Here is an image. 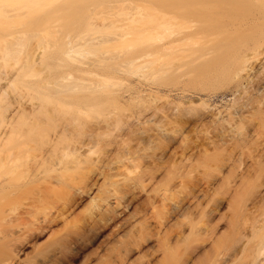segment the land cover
<instances>
[{"label":"rangeland","instance_id":"rangeland-1","mask_svg":"<svg viewBox=\"0 0 264 264\" xmlns=\"http://www.w3.org/2000/svg\"><path fill=\"white\" fill-rule=\"evenodd\" d=\"M22 1L0 0V114L6 104L13 107L9 113L23 104L29 110V106L39 105L50 94L55 96V103L43 106L44 113L22 125L27 139H22V145L11 158L0 154V179L20 180L24 190L20 195L19 188L16 190L19 194L15 191L17 195L0 200V247L20 246L22 250L13 264H232L233 259L241 256V248L255 224L259 225V213H264L262 209L259 211L262 198L259 190H264V114L258 113L264 111V45L252 55L243 78L230 74L219 81L212 76L195 77L191 72L194 54L198 52L195 50L196 53L175 54L171 59L152 58L158 60V67L162 65L159 69L162 73L155 76L147 68L135 74L126 73L123 69L117 71L113 60L133 48L128 43H113L114 33L119 32V27L134 23L129 18L133 20L131 14L141 11L136 6H152L149 10L145 8L144 17L155 10L156 15L157 0H147L150 4L139 0V5L127 2L129 6L125 4L122 9L124 12L128 9V19L127 13L121 15L122 9H116L119 14L111 9L115 6L112 2L107 1L97 11L94 5L90 6L98 18L95 16L69 36L64 33V16L56 8L64 0L45 1L39 9ZM12 10H17L18 16L11 21L6 12ZM37 17H43L42 25L33 29L30 24L35 18L37 22L42 20ZM143 25L140 23L137 28L144 29L141 32L144 36L148 32L147 25ZM216 37L214 33L205 34L202 41ZM20 39L23 46L19 47L21 50L18 48L19 59L7 58L8 51L17 49ZM70 41L73 45H88L81 48L86 54L78 51L79 45L76 52L70 53L71 46L67 44ZM32 45L35 49L30 51ZM195 47L200 48L191 44L183 49ZM95 54H100V58H93ZM82 61L87 67L97 66L95 71L101 77L75 72ZM72 68L75 70L71 73ZM177 74L181 78L176 81ZM170 77L174 84H168ZM79 79L87 82L86 87L89 79L95 81L89 87L97 82L98 98L94 95L93 100L92 95L77 88L73 91L76 95L71 93L73 97H57V92H61L59 85L77 87L83 84ZM31 84H37L35 88L44 91L43 95L40 90L33 93L32 87L30 92L25 91ZM134 90L138 94L141 91V97ZM76 96H81L83 102L77 101ZM108 100H114L115 105ZM213 114L220 120L232 119L236 125L233 134L246 138V143L232 152H223L221 161L214 159L211 163L216 164L207 166L200 156L205 150L214 153L210 143L215 138L219 144L221 136L220 127L215 124L214 129L209 122ZM201 115H207L204 127L194 122ZM63 123L67 124L66 137L54 151L46 153L47 139L60 131ZM197 124L199 127H194ZM3 126L0 123V135L5 130ZM157 128L165 129L168 136H156ZM181 156H187V161L182 162ZM234 162L236 169L230 173ZM206 181L215 190L218 203L214 206L204 200L202 205H190V189ZM182 206H185L182 211H176ZM209 209L214 211L211 224L220 223L215 234L220 241L214 248L199 242L202 251L190 256L191 246L197 244V237L207 227L205 213ZM247 259L242 258L239 263L248 264Z\"/></svg>","mask_w":264,"mask_h":264},{"label":"bare ground","instance_id":"bare-ground-1","mask_svg":"<svg viewBox=\"0 0 264 264\" xmlns=\"http://www.w3.org/2000/svg\"><path fill=\"white\" fill-rule=\"evenodd\" d=\"M45 1L47 2L49 0H24L22 2H25L26 4L28 2H30V4L28 3L29 6L34 5L35 8L39 9V8H41V6H39V5H41V3H45ZM64 1H62V2H64V4L61 3V4H63V5H61V7H59V5H58V7H56V8H57V11L61 13V16L62 15L64 16L65 24L63 26V29H64V33L66 32L65 34H68V36L70 33H72V31H75L76 28L78 29V28L84 27L87 24V22L89 20H92L95 16H96L95 18H98L97 16H99V15H97L96 12L93 13L92 11H90V9H91L90 6L94 5L93 7H95V9L97 11L99 6H100V8H102L101 6L103 4H106V2L108 1V4L111 2L113 3L112 5L115 4V6H113V8L110 7L112 10L114 9V12H115V11H117L116 9H118V10L122 9V8L124 9V6H126L125 4H127V2H130L132 4L134 2L135 5H139L141 3V2H137L139 0H110V1L109 0H64ZM140 1H142V0H140ZM144 1L147 2V0H144ZM144 1L142 3H144ZM135 2H137V3H135ZM147 3L150 4V2H147ZM155 3H157V6L154 4V8L157 9L156 15H154V13H156V10H155V12L153 14L148 13L149 15L144 17V12L146 13V10H145L146 7L143 8L142 7L143 5L135 7L136 10H139V11L141 10L140 12L137 11L136 14H134L137 16V14L139 13L138 15H140V16H137L139 21L136 20L137 19V18L135 19L136 16H134L132 14L130 17L131 18L134 17V18H133V20H131L128 16L129 13H127L129 11L126 12V10H128V9H126L125 12L122 9L123 12L121 11L122 12L121 15L125 16V13H127L126 19L129 18V21L134 22V23H132V24L129 23L130 25L127 24V27L123 26L124 28L119 27V29H120V30H118L119 32L114 33L115 40L113 43H115V42H116V44L117 43H124V44L128 43L127 45L131 46L133 48V50L124 56H121V57L114 59L115 62L113 60L114 67L117 66L119 68L117 71L122 70V69L123 70L127 69L126 71L122 70V72L129 73L130 71H132L133 73L134 72L138 73V72H141L142 69L144 70V68H147L148 70L150 69L149 71L151 73H153L155 76V74H157L161 70L160 68L162 67V65L160 67H158L157 61L159 59H161L162 57L163 58L169 57L168 59H171L175 54H176V56H178V55L181 56L185 52L196 53L195 51H198L199 53L198 52L197 53H198V55L199 54L200 55L197 56V53L194 54L195 59L193 58L192 63L195 61L197 63L201 62L200 58L202 59V62L198 63V64L195 63L196 65L191 63V65H194V68L193 69L191 68V72L195 75V77H197V76L198 77H206L205 79H207L208 77L212 76L216 81L217 80L219 81L221 78H224L226 75L230 74V75L238 76L239 78H243V75L245 73H247L248 69L250 68V61H251L252 55H255V53H257L259 51V48L264 45V0H157V2H155ZM36 6H38V7H36ZM127 6H129V5L127 4ZM130 6H132V5H130ZM144 6H145V4H144ZM148 7L149 6H147L146 9H148ZM56 8H55V11H56ZM130 8L133 9V11L131 10V12L135 11V9L133 7H130ZM149 8L151 9L152 6ZM17 10H12V11L6 12V17L12 21L15 17L18 16L17 13L19 10L18 11ZM151 11L153 12V10H150L149 12H151ZM117 12H118V14L120 13L119 11H117ZM142 12H143V14H142ZM60 13H58V14H60ZM160 13H161V15H160ZM142 15L144 18L142 17ZM39 18L41 20L43 17L42 18L39 17ZM39 18L37 17V19H39ZM145 18H148V19H145ZM150 18H151V20H150ZM144 20H149V21H144ZM33 21H34V19H33ZM37 21L35 18V21L30 24L31 28L33 27V29H35L36 26L42 25L43 19L41 20V22H37ZM125 21H128V20H125ZM136 22H137L136 26H133V25H135ZM139 22L142 25L143 24H145V26L147 25L146 26L147 28H145V31H147L148 34H144V36L147 35L146 37H144L143 34H141V32H143L144 29L142 28L143 29V31H142V29L137 28L140 24ZM142 22H144V23H142ZM128 26H131V27H128ZM125 28H131V29L125 30ZM116 29H118V28H116ZM210 33L216 34L217 37L215 39H211V40L203 42L202 41L203 35H205V34L208 35ZM132 35L135 37V38H133L134 40L137 37L141 41L136 39L135 40L136 44H133L134 40H132V38H131V37H133ZM129 36H131V37H129ZM65 37H67V35H65ZM18 38H20V37H18ZM204 38H205V36H204ZM16 40H17V38L15 39V41ZM20 41H21V39L19 40L18 43L16 42L17 43L16 45H18L16 50L8 51L7 58L16 60L19 57V55L21 53V51H20L21 49L19 47L22 48V46H23V45H21L22 43L20 44ZM84 41H86V39ZM138 41L140 42L139 43L140 45H138ZM143 41H144V43H142ZM21 42H23V41H21ZM86 42H88V41H86ZM149 42H150L149 45H147V46L143 45L142 46V44H146V43L148 44ZM67 44L71 46V47L69 46L70 50L67 49V47H66V49L69 50L70 53L76 52L75 48L78 45H79L78 51H80L81 48L83 49V46H84V48H85V46L86 47L88 46V45H84V44L83 45H81V44L73 45L74 42L72 43L71 41L68 42ZM191 44H195V45L197 44V46H200V48L195 47L197 49H195V48L194 49L191 48V49H187V50L183 49V47L190 46ZM34 46L35 45H32L30 51L32 49H35V48H33ZM95 47L97 48V46H95ZM78 51H77V53H78ZM83 52L85 53V51L82 50V53ZM65 54L68 58L71 59V57H69L67 55V52H65ZM89 54L90 53H88V55ZM80 55H82V54H80ZM98 55H100V54H98ZM98 55L95 54V57L93 55V58H97V59L100 58V57H98ZM82 56H84V55H82ZM89 56H91V55H89ZM102 56H103V54H102ZM86 57L87 56H84V58H86ZM89 58L90 57H88V59ZM152 58H157L158 60H152ZM84 60H86V59H84ZM96 60H95V62H96ZM76 63H74L75 67H76ZM82 63H83V61H82ZM82 63H79V64L81 66L84 65V67H86L87 69H84V67L80 68V65L77 64V65H79V71L77 69L78 67L77 68L74 67L77 70L72 68L69 71L71 72L74 69L75 72H77V73L79 72V74H81V73H84L83 75L93 74V76L94 75L97 76L96 78L101 77L99 72L95 71L97 66H95L96 68L93 67L94 65L91 66L93 68L92 69L90 67V65H88V67H87L86 63L85 64L84 63L82 64ZM96 63L100 64V63H102V60H98ZM68 66H70V64ZM70 67H68V68H70ZM148 70H147V72H148ZM166 70H167V68H165L164 71L166 72ZM150 72H149V74H150ZM159 73H162V72H159ZM147 74H145V75H147ZM174 75L175 74H172V76H174ZM71 76H73V75H71ZM71 76H69V77H71ZM177 76L178 77H176L177 78L176 81L181 78V76L179 78L178 74H177ZM170 78L172 80H170V82L168 84H172V83L174 84L173 77H170ZM81 80L79 79V81H81ZM89 80H90V84H91V82H92V84L95 82V81H91V79H89ZM99 80L101 82L105 79H99ZM164 81H165L164 83H166V81H169V80H164ZM85 82L86 81L82 80V83L84 85L81 82H79V84H82V85L77 84L78 85L77 87H76V85H75V87H73L70 84H66V85L64 84L65 85L64 87H60V85H59L58 89L61 88L60 89L61 92H57V97L63 96V98L66 97V99H68L67 97L69 95H71V93H73L72 95H74V94L76 95V93H74L73 91H76L78 89L79 92H81V93L87 92V94L92 95L91 97H93L95 95L96 98H98L97 95L100 92V89L98 88L99 84H97V82H96L94 85H92V87L91 86L89 87L90 84L88 82V86L86 87L85 85L87 84V82L86 83ZM176 83L177 82H175V84ZM162 84H163V82H162ZM168 84H167V86H168ZM35 86L37 87V84H35V85L33 84V86L31 84V85H28V88L32 87V90L34 91V92L32 91L33 93H37V91L40 90V92L43 95L44 91H42L40 88H38V89L35 88ZM95 86H96V88H95ZM93 87H94V89H93ZM28 88L25 87V91L30 92L31 89L29 88V90H28ZM35 89H37V90H35ZM22 92H20L21 95H20V93L18 94L19 98H21L23 96ZM135 92H137V91H135ZM140 92H139V94H138V92L136 94H138L140 96ZM41 93H39V94L41 95ZM132 93H134V92H132ZM50 95L54 98H52L49 95H47L45 97L42 96L43 97L42 103H40L37 106L36 105H32L31 107L29 106V110H27V108H25L26 106L23 107L24 104H23V106H21L20 109L13 110L12 112L10 111V113H9V109L11 108L10 107L11 104H6L7 105L6 108H4L5 105L2 107V108H4L3 109L4 112L2 111L3 113L0 114L1 118H2L1 119L2 121L0 120V123H2V125H4L3 127H5V130H4L3 134L0 135V154L5 153L6 155H8V158H11L12 154L14 155L13 152L22 145L21 144L22 139H24V138L27 139L28 133L26 134V131H24L22 125L28 119L35 118L36 116H39V114H41L42 111L44 110L43 106H46L47 104L51 105L50 103H55V101L53 100V99H55V96H53L52 94H50ZM72 95H71V97H73ZM86 96H89V95H86ZM76 97H78V96H76ZM94 97H93V100L95 99ZM69 98H70V96H69ZM74 98H75V96H74ZM85 98H84V100H85ZM78 99L79 100H77V101L83 102V98L81 96L78 97ZM134 99H135V97H134ZM52 100H53V102H52ZM93 100H91V102ZM108 101H110V100H108ZM61 102H63V101H61ZM110 102L113 105H115V103H116L114 100L113 101L111 100ZM19 105H20V103H19ZM19 105H18V107H19ZM65 105L67 106V103L63 104V106H65ZM100 105H103V103H101ZM63 106L61 105V107H63ZM209 110L210 109H208V113H209ZM157 111H159V110H157ZM157 111L156 112L154 111V112L157 113ZM160 111H161V109H160ZM61 112L58 111V113H61ZM7 113H9V114H7ZM43 113H44V111H43ZM218 113H219V111H218ZM258 113L260 115H263L264 111H260ZM64 114H68L67 111H66V113L64 112ZM220 115H221V113H220ZM206 116L201 115L199 117V119H197V121L195 119V121H194L195 124L197 122V123L203 125V122L205 121V119L208 120L206 118ZM217 116H218V114H217ZM217 116H215L213 114V117L211 116L212 118H211V121H209V122L213 125V126L212 125L211 126L214 129L217 126L220 127V129H221V130L219 129L221 131V136H219L220 142L216 141V142H219V144L218 143L216 144L214 141V140H216L215 138L213 141L211 140L212 142L209 141V142H211L210 146L213 145V147L215 149L214 153H207L208 151L206 152V150H205V153L203 152L204 154H201V156L199 155L200 158L203 157L202 161L204 160L203 162H205L204 163L205 165L211 163L214 159L221 161V158H222L221 154L223 152H228V151L232 152L234 150L241 148L243 146V143H246V138H243V137L240 138V137L235 136L236 134L235 135L233 134L235 132L234 129H236L234 126H236V125L232 119L220 120V119H218L220 117L217 118ZM64 120L66 122H68V120L66 118ZM141 120H142V118H141ZM145 120H148V119H145ZM138 121H140V119H138ZM190 121L188 123L191 124ZM192 122H193V120H192ZM183 123H184V121H183ZM63 124L64 125L62 126L60 131L59 130H58V132L56 131V133H54L53 135H51L47 139L45 144H46V149L48 147V151L45 150L46 153L54 151L57 148L59 142L63 139V137H66L65 134L67 132V127H66L67 124L66 125H65V123H63ZM145 124H147L146 121H145ZM199 124H197L198 126H194V127H199ZM136 125L139 126V124H136ZM188 125L189 124H187V126ZM205 125H206V123H205ZM214 125H215V127H214ZM183 126L185 128L184 124H183ZM128 127H130V125ZM203 127H204V125H203ZM139 129H141V128H139ZM203 129H202V131H203ZM209 129H212V128L209 127ZM182 130H184V129L182 128ZM207 130H208V128L205 130V132ZM129 131H131V130H129ZM155 131L157 133V134L155 133L156 136L157 135H161L162 137L168 136V132H166L165 129L163 130L162 128H157V130H155ZM192 131H193V129H192ZM180 132H182V131H180ZM208 135H210L209 132H208ZM209 138L211 139V137H209ZM205 139L208 140L207 137ZM170 143H173L172 140ZM207 143H208V141H207ZM170 145L172 146V144H170ZM219 151L221 153H217ZM181 160H182V162L187 161V156H181ZM218 161H216V162L219 163ZM213 163H211L210 165H212ZM214 164H216V163H214ZM12 165H14V164H12ZM210 165H207V166H210ZM235 167H236V164L234 162L232 164V167H231L229 172L232 173L236 169ZM19 177L20 176H18V180H19ZM15 179H17V178H15ZM142 179L143 178H140V180H142ZM242 179H243V177L241 178V180ZM17 182H19V183H17ZM206 182H204V184L202 182L197 183V184L195 183L196 185H193L194 182L192 183L193 186L191 185L192 188L190 189L189 194H188V201H189L190 205H192V204L197 205V206L202 205V201H204V200L208 201V203L213 202L214 204H212V205H214V206H215V203L216 204L218 203L215 201V194H214L215 190H213L212 186L210 185L211 184L210 181L207 183ZM31 183H33V182H31ZM205 183H206V185H205ZM201 184H203L204 187ZM20 185H21L20 180L15 181V180H13V178H10L9 180L8 179H6V180L0 179V200H2L3 197L6 198L9 195H11V196L17 195V193L19 194V192L21 195V190L22 191H24V190L21 188ZM19 188H20V191L17 192L16 190H18ZM263 191L264 190H262V191L259 190L260 195L262 196L261 204H260L261 207L259 208V211L262 209L263 210L262 212H264V208H262V205H264V195H262ZM184 207L185 206H182L181 208L177 207L178 209H176V211H182L184 209ZM212 209H214V207ZM212 213H214V211H211L210 209L208 210V213H205V215L207 217L206 219L208 222L207 227H206L205 231L203 232V234H201L197 237V239H196L197 244H194L191 246L190 256L197 254L198 252L202 251L201 247H199L200 244L198 245L199 242H201L202 245L203 244H209V245H211L212 248H214L217 245V243L220 241V238H217V236L215 237V234L217 232V228L219 227L220 223H216V225L211 224L213 221L210 219L211 218L210 216ZM260 214H261V212L259 213V225L257 223L255 224V226L251 230L250 237L243 244V246L241 248V251H240L241 256L233 259L232 264H240L239 263L240 260L242 258L245 259L246 257L248 258L247 259L248 264H264V216H263L264 213H262L261 215ZM217 224H219V225H217ZM21 251L22 250H21L20 246H14L12 249L9 247L1 246L0 247V264H13L15 262L17 256L21 253ZM211 264H215V262H212Z\"/></svg>","mask_w":264,"mask_h":264}]
</instances>
